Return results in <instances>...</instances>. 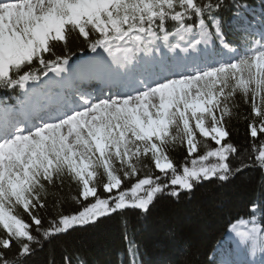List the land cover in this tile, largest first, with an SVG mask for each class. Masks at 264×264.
<instances>
[{"label":"snow or ice","instance_id":"obj_1","mask_svg":"<svg viewBox=\"0 0 264 264\" xmlns=\"http://www.w3.org/2000/svg\"><path fill=\"white\" fill-rule=\"evenodd\" d=\"M0 91V264H85L117 218L143 264L129 213L264 187V0H0ZM163 235L167 264H264V200L203 250Z\"/></svg>","mask_w":264,"mask_h":264},{"label":"trees","instance_id":"obj_2","mask_svg":"<svg viewBox=\"0 0 264 264\" xmlns=\"http://www.w3.org/2000/svg\"><path fill=\"white\" fill-rule=\"evenodd\" d=\"M247 3L259 11L262 0H247ZM83 55L77 52L73 59ZM3 96L4 93L0 91V97ZM237 127L239 136L233 138L243 142L245 125L240 123ZM260 181V172L252 169L224 184L204 182L197 186L190 199L184 198L178 204L167 206L166 224H161L156 213L146 220H138L129 213V235L134 236L141 246L140 259L143 264H167L173 258L172 248L163 235L169 228L175 230L183 240L199 245L202 250L209 247L225 233L231 222L246 214L250 201L264 200V187ZM81 237L84 247L80 248V253L85 264H127V256L122 255L125 248L124 232L118 218L81 234ZM60 258L57 249V264ZM73 264H76L75 260Z\"/></svg>","mask_w":264,"mask_h":264},{"label":"bare ground","instance_id":"obj_3","mask_svg":"<svg viewBox=\"0 0 264 264\" xmlns=\"http://www.w3.org/2000/svg\"><path fill=\"white\" fill-rule=\"evenodd\" d=\"M49 75H52L51 73Z\"/></svg>","mask_w":264,"mask_h":264}]
</instances>
